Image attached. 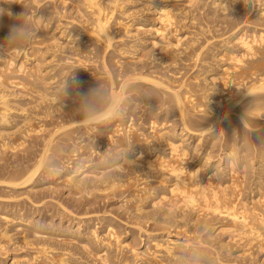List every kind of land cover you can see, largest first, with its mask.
<instances>
[{
  "label": "bare ground",
  "instance_id": "6f19581e",
  "mask_svg": "<svg viewBox=\"0 0 264 264\" xmlns=\"http://www.w3.org/2000/svg\"><path fill=\"white\" fill-rule=\"evenodd\" d=\"M226 1L0 0V151L6 148L20 151L31 133H41L34 137L42 139L35 155H29V164L23 160L27 165H20L21 160L19 163L16 159L20 167L17 164L16 168L15 163L14 170L9 168L8 176L0 175V189H9V193L0 191V204L13 199V206H17L22 194L37 199L35 195L41 187L39 191L36 188L45 180L49 186H44L43 192L63 186L71 198L102 193L110 199L109 195L116 196L120 190L123 198L117 196L121 199L119 205L122 204L119 207L123 210L125 205L130 206L136 213L133 217L139 219L137 222L147 218L149 223V219L155 221L153 225L158 221L170 224L169 227L174 225L173 229L178 230L189 223L195 227L191 231L190 224V229L187 226L190 231L186 229L179 237L177 230L174 234L168 229L157 233L162 225H154L155 229L148 224L149 229L153 228L149 230L143 227L146 223L134 221L139 234L144 236L142 249L140 241L135 240L138 234L132 236L135 241L122 237L121 231L118 232L121 223L117 229L114 222L118 221L114 218L108 221L112 218L109 214L108 223L100 231L92 223L90 212L82 211L85 208L76 212L70 204L61 205L60 198L61 201L55 202L57 210L53 207L52 212V198L44 201L32 198V205L41 211L38 214L58 216L60 220L53 223L49 217V222L33 218L31 205L30 210L24 205L25 211V207L20 210L23 204L19 210L15 208L18 211L3 206L0 264H72V258L78 264L86 262L87 256L80 260L68 247L74 250L79 247V251L91 256L97 264H171L170 261L172 264H264V0L253 2L255 10L251 18L256 28L241 25L242 20H237L245 17V14L239 16L241 6L246 4L243 0H233L230 4ZM199 5L204 6H200L201 11L206 6V10L215 12L210 13L216 15L215 19L220 17L216 19L219 22L221 15L228 16L231 8L237 19L228 16L235 21L230 22V34L224 33L225 30L220 34L211 21L204 24L206 12L202 14L206 16L203 23L196 22L198 26L193 22L197 29L191 23L195 30L183 29L188 27V22L182 24L188 10H193L188 8ZM68 11L71 20L63 22L62 17L66 18ZM53 19L57 26L49 28ZM169 62L170 66L179 64V72L171 71L175 66L169 68L170 74L160 68L167 69L165 64ZM180 65L196 66V72L187 77L182 73L185 66L182 69ZM180 71L186 77L177 74ZM66 96H74L81 102L70 115L64 112L67 117L61 114L63 119L58 122L59 115H51L63 112L61 105ZM137 99L144 102L146 121L143 117V123L149 125L146 131L135 119L136 108L142 102H136ZM27 104L33 106L28 108ZM132 108L136 109L132 110L135 114L123 116L128 118L124 122L122 115ZM19 117H23L21 121L17 120ZM44 117L49 121L55 118L54 127H47ZM260 124L263 126L258 127ZM245 131L257 132V140H250L249 133L246 139L240 136L243 140L239 141L235 133L243 135ZM18 146L21 147L17 149ZM213 147H217V158L212 156L216 154L211 151ZM14 152L7 153L15 157ZM192 152L194 155L201 152L198 164H194L197 161L193 157L195 162L190 163L192 159L189 162ZM2 153V157L7 154ZM56 179L61 180L58 186L52 185ZM23 188L19 193L18 189ZM57 194L53 195L56 200ZM99 194L95 196L97 199L102 196ZM103 198L105 201L104 196L100 202L97 200L100 205L104 204ZM147 202L151 203V207L148 204L151 211L146 209ZM84 206L87 208L89 203ZM110 208H105L111 211L108 213L116 211ZM105 213L100 216L103 220ZM64 218L67 221L62 222ZM24 223L26 227L33 226L30 227L33 238L38 236L42 240L45 235L38 234H49L44 229H51L60 231L58 235L64 239L53 236L47 239V235L42 243L34 242L30 234L22 233V246L30 245L36 251L25 254L32 249L25 245L29 250L16 253L19 240L12 241V228L25 230L20 227ZM18 235L19 232L16 239ZM11 241L18 246L11 247L13 252L7 245ZM58 243L60 246H56ZM258 254L261 257L255 262Z\"/></svg>",
  "mask_w": 264,
  "mask_h": 264
},
{
  "label": "rangeland",
  "instance_id": "374dc122",
  "mask_svg": "<svg viewBox=\"0 0 264 264\" xmlns=\"http://www.w3.org/2000/svg\"><path fill=\"white\" fill-rule=\"evenodd\" d=\"M231 1H233V0H227L225 3L230 4ZM235 1H236V0H234L233 2H235ZM238 1H240V0H238ZM247 1H249V2L247 3ZM241 2H242V0H241ZM253 2H255V0H254V1H253V0H243V3H246V4H245V6H244V5L241 6V8H240L241 10H239L240 15H239V13H237V14H238L239 16H243V14H245V17H244V18H243V17H241L240 19H239V17H238V19L235 18L237 15H236V14L232 15L231 8H229L230 10L228 11V13H229L228 16L231 17V18L233 17L234 20H236V19L239 20V21L242 20V21H241V23H242L241 25H243V24H248V25H250L251 28L255 27L254 25H256V24H254V22H253V20H252L253 18H251L252 15H253L252 13H254V10H255L254 7H253V4H254ZM200 6L204 8V6H202V5H199V6H193V8H192V7H189V8H188V9L191 8V9H193V10H188V12H187L188 15H187L186 21H185V23H182V24H187V22H188L187 26H188V27L191 26V27H190L191 29L188 28V27L183 28V29H188L189 31H191V30H195L194 27H195L196 25L199 26L200 21H201V23H203L205 17L208 15V16L206 17V18L208 19V21H207V19H205L206 21H204V24H205L206 22L211 21V22H213V24H212V25H211V23H209V24H210L211 26H214L215 29H216V26H217V30L219 29V33H220V34H222L223 30H225L224 33L227 32V34H230V30H231V26H230L231 23H230V22H231V21H232V22H235L234 20L229 19L228 16L221 15V17H222L221 19H222V20H221V22H219L220 19H218L219 21H217L216 19H217V18H220V17L217 16V18L215 19L216 15L213 16L214 14H213V15L211 14V13H215V12L210 11V9H209V10H206V9H208L206 6H205L204 11H201V10H200ZM197 7H199V8L196 9V11H195V8H197ZM243 7H244V9H243ZM203 8H202V9H203ZM250 9H251V11H250ZM198 10H199L200 13L198 12ZM205 10H206V11H205ZM242 10H249V11H244V12H243ZM189 11H190V13H189ZM192 11H194V12H196V13H194V12H192ZM207 11H209V12H208L209 14L207 13ZM240 11H242V12H240ZM68 12H69V11H68ZM68 12H66V14H67ZM201 12H202V13H201ZM205 12H206V13H205ZM210 12H211V13H210ZM237 12H238V11H237ZM245 12H246V13H245ZM204 13H205L206 16H205V15H202V14H204ZM68 14H69V15H68ZM68 14H67V17L69 16L68 18H67V17H66V18H65V17H62V18L65 20V21H63V22H66V21H68V20H71V19H69V18H70V12H69ZM196 14L201 15L200 17L198 16V18H200V19L197 18V15H196ZM210 14H211V15H210ZM218 14H219V12H218ZM246 14H247V15H246ZM189 15L191 16V18L193 17V20H195V18H196L197 21H196V20L193 21L192 19H189V18H190ZM194 15H195V18H194ZM209 15H210V17L213 16L214 18L211 17V20H210V19H209V18H210ZM249 15H250V16H249ZM219 16H220V15H219ZM201 17H202V19H201ZM187 19H188V20H187ZM214 19H215L217 22H216ZM243 19H244V20H243ZM247 19H250L251 21L248 20V22H247ZM189 20H190V22H189ZM191 20H192V21H191ZM212 20H213V21H212ZM249 21H250L251 23H250ZM193 22H195V23L198 22L199 24L196 23V25H194ZM244 22H245V23H244ZM56 23H57L56 21H55V23H54V19H53L52 22L50 23L51 26H49V28L55 26ZM190 23L193 24L194 27H193L192 25H190ZM217 23H219L220 25L217 24ZM252 23H253V24H252ZM53 24H54V25H53ZM214 24H215V25H214ZM218 25L220 26V28H218ZM56 26H57V24H56ZM252 26H253V27H252ZM192 27H193V29H192ZM259 27H260V26H259ZM54 28H55V27H54ZM65 28H66V27H65ZM197 28H198V27L196 26V29H197ZM212 28H213V27H212ZM223 28H224V29H223ZM255 28H256V27H255ZM213 29H214V28H213ZM59 31H60V29H57V33H60ZM196 31H197V30H196ZM64 40H65V39H64ZM237 48H238V47H237ZM181 56H182V55H181ZM169 63H170V62H169ZM169 63H166V64H165L166 66H168L167 69H166V68H163L162 66H161L160 68H161L162 70L165 69V71L167 70V72H168L170 69H175V67H176L177 70H176V69H175V70H171L172 72H173V71H176V72H177L178 70L181 69V67H179V64H178V65H175V64H174V66H175V67H174L173 65L170 66L171 63H170V64H169ZM189 63H192V62H189ZM165 65H164V66H165ZM166 66H165V67H166ZM177 66H178L179 69L177 68ZM180 66H183V65H180ZM184 66H185V65H184ZM184 66L182 67V69L184 68ZM173 67H174V68H173ZM169 68H170V69H169ZM185 68H188V69H186L187 72L185 71ZM185 68H184V70H183L184 72L180 71V73H177V74H180V76L182 75L181 77H183V74H181V72H182V73H185V75H187V77H189L190 74L192 75L194 72H196V66L193 67V68L190 67V66H189V67H188V66H185ZM158 69H159V68H158ZM189 69H190L191 71H190ZM159 70H160V69H159ZM162 70H161V71H162ZM171 71H169V72L171 73ZM193 71H194V72H193ZM163 72H164V71H163ZM169 72H168V73H169ZM178 72H179V71H178ZM170 73H169V74H170ZM186 73H188V74H186ZM176 76H177V75H176ZM180 76H178V77H180ZM184 77H186V76H184ZM184 77H183V78H184ZM225 91H226V90H225ZM66 97H67V96H66ZM66 97H65V99H66L67 101L64 99V103L61 105V106H62L61 108L64 109V110L67 109L68 111H66V110L64 111V110H63V112H60V113L57 112V113H54V114L52 113V115H51V116L55 115V117H56V114L59 115V117H57V118H59V119H57L58 122H60V121L63 119V116H64V117H67V116L65 115L66 112H67V114L69 113L68 115H70V114L72 113V111H74V110L78 107V105L80 104V102H81V100H80V101H79L78 99L76 100V98H75L74 96H72V97H67V98H66ZM70 98H71V100H73V101H71ZM24 99H27V97H25ZM69 100H70V102H69ZM140 100H141V99H137L136 102L138 101V103H139ZM77 101H79V102L77 103ZM141 101H142V102H141ZM141 101H140L141 103L139 104V108L137 107V104H136V102H135V104H136L135 106L137 107V108H136L137 110L134 109L135 107L132 108V109H130L131 111L129 110L128 113H124V115H122V119H123L125 116L127 117L129 113H131V114L134 113L135 110H136L137 113H136V114L134 113L135 116H136L135 119L137 118L136 121L139 122L138 124H142V125H141V126H142V129L146 131V130H148L149 125L145 124V122L143 123V117H144V121H146V120H145L146 117H145V115H143V114L145 113V111L143 110L144 108H142V106L144 105V102H143V100H141ZM73 102H74V103H73ZM75 102L77 103L76 105H75ZM35 104H36V103H35ZM44 104H45V103H44ZM44 104L41 103V106H44ZM65 104H66V105H65ZM71 104H72V105H71ZM26 106H28V108H29V107H32L33 105L30 106V104H29V105L27 104ZM63 106L66 107V108H64ZM76 106H77V107H76ZM67 107H68V108H71L72 110H71V109H68ZM73 107H74V108H73ZM133 109H134V112L132 111ZM70 110H71V111H70ZM61 111H62V110H61ZM139 111H140V113H139ZM143 111H144V112H143ZM64 112H65V114H64ZM138 113H139V115H137ZM61 114H63V116H62ZM140 115H141V116H140ZM123 116H124V117H123ZM132 116H133V115H132ZM61 117H62V118H61ZM133 117H134V116H133ZM22 118H23V117H19V118H17V120H18V121H21ZM44 118H45V119H42V120H43L44 122L46 121V123L48 122V124H46L47 127H50V128H51V127H54V125H55V123H56V122H55V121H56L55 118H54L55 121H54L53 118H51V119H50L51 121H49L48 118H50V115H48V118H47V117H44ZM60 118H61V119H60ZM172 118H173V117H172ZM19 119H20V120H19ZM52 119H53V120H52ZM125 119L127 120L128 118H124V119H123L124 122L126 121ZM54 122H55V123H54ZM50 123H52V125H51ZM256 123H260V120H256ZM141 126H139V127H141ZM147 126H148V127H147ZM261 126H263V125L260 124L258 127H261ZM149 131H150V129H149ZM42 133H44V132H42ZM234 133H235V132H234ZM246 133H247V134H246ZM249 133H251V132H250V131H249V132H248V131H247V132L245 131V132L243 133V135L245 134L244 137H243V135H242L241 132H240V133L237 132V133H235V134H236L238 140H239V141H242L243 139H241V138H239V137L241 136L242 138H245L246 135H247V136L249 135ZM31 134H32V135H31L30 137H28V140H27L26 143H27V145H28V144H30V142H31V143L33 142L32 145H34V146L32 147V145H31L30 147H28V146L26 145L27 147L24 146V147H26V149H25L23 146H22V147H23L24 149H23L21 146L16 147L17 149L21 147V149H23V150L20 149V151H22V153H20L19 150L16 151L15 149H13L15 152H17V153L14 152L15 157L12 156L13 154L11 155V156H12V157H11V156L9 155L10 152L7 153L9 150H11L12 153H13V150H12L11 148H8V149H7V148H6V149H2L4 152H3V151H0L1 153L3 152V153H2L3 155H5V154L7 153L5 156H3V157H5V158H3L2 155L0 154V156H1L0 160L3 161V162H0V166H3V165H5V166H6V165H9V166H7L8 168L4 166L8 171L5 170V169H3L4 167H0V169L3 170V172L1 171V173H0L1 176H8V173H10V170H11V171L14 170L17 164H18L17 166L20 167V165H27V164H29L28 161L31 162V157H33V156L35 155V149L38 150V148H39V146H40V143H41V140H42V139H40V138H38V140H37V138L34 137V135H36V137L41 136V133H40V134H39V133H35L34 135H33V133H31ZM37 134H38V135H37ZM256 134L258 135L257 132H252L251 135H249L248 137L250 138V140H252V138H253V140L255 141V139L257 140V138H256L257 135H256ZM253 135H255V137H254ZM32 136H33V137H32ZM250 136H251V137H250ZM252 136H253V137H252ZM32 138H34V141H32V140H33ZM246 138H247V137H246ZM246 138H245V139H246ZM254 138H255V139H254ZM29 139H30V140H29ZM31 139H32V140H31ZM35 139H36V140H35ZM253 140H252V141H253ZM39 141H40V142H39ZM254 141H253V142H254ZM34 143H37V146H36V144H34ZM38 143H39V144H38ZM101 146H102V144H101ZM214 148H215L216 150H215ZM30 149H32V150L34 149V150H33L34 153L32 152V150H31V152H29ZM5 150H6V151L8 150V151L6 152ZM25 150H26V151H25ZM213 150L216 152V154H214L215 152L212 153ZM211 151H212L211 154H214V155H212V156H215V155H216L215 157L217 158V157H218L217 147H213V148L211 149ZM23 152H24V154L26 153L25 156H24ZM4 153H5V154H4ZM197 153H198V152H197ZM197 153L195 152L196 155H194L193 152L190 154L189 162H190V160L192 159V162H190V163L193 164V162L197 161V162H195L194 164H198V162H200L199 154H200L201 152H199L198 154H197ZM10 154H11V153H10ZM19 154H21V155H19ZM31 154H33V155L31 156ZM192 154H193L194 156H191ZM29 155H30L31 157H29ZM9 156H10V157H9ZM16 156H18V157L21 156V157L18 158V157H16ZM197 156H198V157H197ZM6 157H7V159L9 158V159H10L11 161H13V162H11L9 159H8L9 161L6 160ZM13 157H14V158H13ZM22 157H23V158L25 157V158L23 159ZM28 157H29L30 160H28ZM191 157H193V158L195 159V161H193L194 159L191 158ZM2 158L5 159V160H3ZM21 158H22V159H21ZM213 158H214V157H213ZM216 158H214V159H216ZM16 159H17V160H16ZM15 160L18 161L19 163H20V160H21L20 165H19V163L15 162ZM23 160H24V162H27V164H25L24 162H22ZM25 160H26V161H25ZM5 161H7L8 164H7V162H5ZM9 162H11V163H13V164L11 165V163L9 164ZM1 163H2V164H1ZM3 163H4V164H3ZM15 163H16V164H15ZM14 164H15V167L12 169V167L14 166ZM23 167H24V166H22V168H23ZM203 167H204V165H203ZM9 168H10V170H9ZM16 168H17V167H16ZM202 169H203V168H202ZM205 169H206V167H205ZM4 171H7V172H5V174L7 173L6 175H4ZM141 176H142V175H141ZM56 181H58V180H57V179H56L55 181L53 180V181H52V185H54V183H55V185L57 184V186H58V185L61 183V180H60V179H59L60 182L58 181L59 183L56 182ZM40 184H41L42 186H41ZM40 184H39L38 187L36 188V189H38V191H39V188H40V187H41L40 190L42 191L43 188H44V186H46V188H47V186H49V183H47V181H45V180H44L43 182H41ZM55 187H56V186H55ZM46 188H45L44 190H46ZM58 188H59V189H57V187H56V189L53 188V189L51 190V192H49V193H47V191H48L49 189H47V191H44V192L42 191V193H41V191H40V193L43 195V197H42V195L39 196V194H40L39 192H38V195H37L36 193H34V195L36 194L35 196L38 197L37 199H35V197H31V198H30L31 195L28 196V195H25V194L23 195V194H22V195L20 196L21 198H19V205H17L18 203L15 202V204H16L17 206H15V205L13 206V204H14L13 202H14L15 200H13V199H6L4 203L0 204V211H1V208H3V206H4V207H5V206H8V207L10 206L9 208H11V207L13 208V207H14V210H13V211H18L19 208L21 207V205L23 204V205H22V208H20V210H21V211H23V210L25 211L26 207H27V208L29 207L27 210H30V209L32 208V209L30 210V212H33V218H34V217H35V218H41L42 220H46V219H47L48 222H49V218H50V221L53 219L52 222H53V223H56L57 219H58V221L60 220L59 218H57L58 216H55V217L51 218L50 216H47V217H46L45 215L42 216V213H41V214H38V213H40L41 211H39L35 205H32L33 203H32L31 201H32V198H33L35 201L39 200L40 198H41V201H44V200H50V199L52 198L51 200H53L54 203L50 204V208H51L52 210H53L54 208L57 210V207L55 206V202L58 201V200L61 201V200L63 199V201H62L63 204H61V205H64V204H65L64 206H67V205L70 204V207H71V206L73 207V209H72V208H70V209H72V210H74V211L76 210V212L81 211V208H83V209L85 208V209L82 210V211L87 210L88 212H90V213H89V216H90V217H93V221H92V223L95 222V225L98 226V229H99L100 231H102V230L104 229V226H106V223H108V221H111V220H113V218H114V220H117V221H118V223H116V221L114 222V223L116 224V228H117V229L119 228V226H120L119 222H120V223H121L120 229H122V228L124 229V231H123V229H122V230L118 229L119 231L117 230L119 233H120V231H121L122 237L126 238L127 240L129 239L128 241H135V240H137V241H136L137 243H138V241H140V242H139V246H142V249L144 248V247H143V244H142V243L144 242V241H143V240H144V238H143L144 236H142L141 234H139L138 229H137V227H136L137 225H135V223L137 222L136 219H138V218H137V216H135V218L133 217L134 214L136 215V213H134V210H133V209L131 210V208H129L130 206H129V207H126V205H125V206L123 205L124 207H126V208L123 207V210H127V211H125V212L128 214V215H127V214H126L125 212H123V210L119 207V206H122V204H121V205H119V204L121 203V199L123 198V196L120 194V193H122L120 190H118V191L116 192V196L113 195V194H111V195L108 196V197H110L111 200H110V199H107V196H106V195H104V194L102 195V193H100V194L97 193V194H99V195H102V196L106 197L105 201H104V198H103V202H104V204L101 203V205L103 204L104 206L102 205V206H103V207H102V206L99 204L100 200L102 199V196H101V197L99 196L100 198L98 197L100 200L97 199V197H95V196H98V195H97L95 192H94V193H95V196H94V197H88V196L81 195V194H78V195L75 196V197L72 195L73 198H76V200H75V199H73V198L70 197L71 194H70V196H68L69 193H68V195H67V192H68V191H67V189H66L65 187H64L65 189H62L63 186H62V187H59V186H58ZM1 189H2V188H1ZM1 189H0V191H1L2 193H4V192H6L7 190H9V189H7V190L5 191V189H2V190H1ZM20 190H21V192H22V191L25 190V188H23V189H18L19 193H20ZM26 190H27V189H26ZM55 190H57L58 192L61 191V190H62V191L64 190L63 192H60V193H62L63 195L65 194V199L63 198V195H62V194H59V193L57 194V191H55ZM3 191H4V192H3ZM18 191L16 190L15 192H18ZM53 191H55V192H53ZM7 192L9 193V191H7ZM52 192L55 193V194H52ZM94 193H93V195H94ZM117 193H118L119 195H117ZM26 194H27V193H26ZM56 194L58 195V196H57V198H58L57 200H56V197L54 198V196H53V195L56 196ZM45 195H46V196H49V197H45V198H48V199H45V198H44ZM60 195H61V196H60ZM93 195H92V196H93ZM120 195H121V196H120ZM124 195H125V194H124ZM32 196H33V194H32ZM66 196H67V197H66ZM114 196H115V199H114ZM117 196H120L121 199H120V197H117ZM78 197H79V198H78ZM81 197H83V198H81ZM116 197H117V198H116ZM22 198H23V199H22ZM42 198H44V199L42 200ZM60 198H62V199H60ZM66 198H67V199H66ZM80 198H81V200H80ZM85 198H86V199H85ZM112 198H113V200H112ZM21 199H22L23 201H22ZM24 199H25L26 201H28V202H27L28 204L26 203V201H24ZM69 199H70V200L72 199V201H70ZM119 199H120V200H119ZM20 200H21V201H20ZM34 200H33V201H34ZM68 200H69V203H68ZM73 200H75V201H78V200H79L81 203L78 201V204H77V206H76V205H74V204H76L77 202L74 203L75 201H73ZM87 200H88V201H87ZM97 200H98L99 202H98ZM39 201H40V200H39ZM53 201H51V202H53ZM66 201H67V202H66ZM82 201H83V203H82ZM85 201H87V202L89 203V206H87V208L89 207L91 210H90V209H87L86 206H84V205H87V204H88V203H86ZM106 201H107V202H106ZM20 202H21V203H20ZM62 202H61V203H62ZM84 202H85L86 204H85ZM97 202H98V203H97ZM101 202H102V201H101ZM117 202H118V203H117ZM8 203H10V204H8ZM25 203H26L27 205H26ZM72 203H73V204H72ZM107 203H108V204H107ZM110 203H111V204H110ZM114 203H115V204H114ZM3 204H5V205H3ZM79 204H80V206H78ZM83 204H84V205H83ZM148 204H149V206L151 207V205H150L151 203H150V202H147L146 205H145V206H146V209H148L147 211H149V210L151 211V208L148 206ZM24 205H25L26 207H25ZM29 205H31L32 207L29 206ZM97 205H98L99 208L97 207ZM109 205H110V206H109ZM128 205H129V204H128ZM33 206H34V207H33ZM75 206H76V207H75ZM108 206H109V207H108ZM111 206H113L114 209H113ZM116 206L119 208V209H118L119 211H118L117 209H115V208H117ZM8 207H7V208H8ZM18 207H19V208H18ZM24 207H25V208H24ZM30 207H31V208H30ZM53 207H54V208H53ZM78 207H80V208H78ZM110 207H111L112 209H111ZM147 207H148V208H147ZM15 208H17L18 210H17V209L15 210ZM23 208H24V209H23ZM34 208H36V210H35ZM74 208H75V209H74ZM76 208H78V210H77ZM105 208H107V209L110 208L112 211L116 210V211H118V212H117V214H116V211H114L115 214H114V212H113V213H108V212H111V211H110V210L107 211ZM22 209H23V210H22ZM98 209H99V210L101 209V210L99 211ZM120 209H121V211H122L121 214H119V213H120ZM33 210H35L36 212L33 211ZM56 210H55V211H56ZM129 210H130L131 212H130ZM152 210H153V209H152ZM98 211H99V212H98ZM101 211H102V212H101ZM105 211H106V213H107V214L105 213L107 216L105 215V216H106V217H105L106 220H105V219L103 220V219L100 218V216H104V212H105ZM132 211H133V212H132ZM34 212H35V213H34ZM52 212H54V210H53ZM124 213H125V214H124ZM132 213H133V214H132ZM96 214H97V215H96ZM108 214H109V216L112 217V218H110V217L108 216ZM131 214H132V217H130ZM38 215H39V216H38ZM40 215H41V216H40ZM126 215H127L128 218L125 217ZM42 217H43V218H42ZM48 217H49V218H48ZM98 217H99L101 220H100ZM124 217H125V219H127V220H124ZM129 217H130V218H129ZM158 217H160V216H158ZM97 218H98V219H97ZM109 218H110V220H108ZM132 218H133L132 221H133V222L136 221V222H134V223L132 222V223H131L130 221H131ZM65 219H66V218L62 219V222L67 221V220H65ZM121 219H123V221H122ZM134 219H135V220H134ZM145 219H146V221H145ZM145 219L143 220V218H141L140 221H138L137 223H140L141 225H145V224H143V222H144V223H146V225L143 226V227L149 229V227H150V225L152 224V222L154 223L155 221H153L152 219H149V220H150V223H149L148 220H147V218H145ZM99 220H100L101 222H100ZM107 220H108V221H107ZM129 220H130V221H129ZM138 220H139V219H138ZM209 220H210V219H209ZM211 220H213V219L211 218ZM215 220H217V219H215ZM215 220H214V221H215ZM58 221H57V222H58ZM121 221H122V222H121ZM214 221H211V222H214ZM52 222H50V223H52ZM96 222H97V223H96ZM98 222H99V223H98ZM103 222H104L105 225H103ZM127 222H128V223H127ZM141 222H142V223H141ZM157 222H158V221H157ZM157 222H156L154 225H156V226H160V227H161V225H162V227H161L162 230H161V229L158 230V228L152 224V225H153V228H155V227L157 228V231H155V232H157V233H165V232H167L168 230H169V231L172 230L171 232H173L172 234H174V233H176V231L174 232V230H177L176 235L179 236V234H180L181 232H183V233H181V235L185 233V231H186V229H187V226H188L189 229H190V227H191V229H190L191 231H193V230L195 229V227H194V229H193L192 226H194V225L191 224V223H189V225H187V226H185V227H180V228H179L180 230H178V229L175 228V227H174L175 229H173V226H174V225L169 227L170 224L167 226V224H165V223H163V222H158V223H157ZM100 223H102V224H100ZM159 223H160V225H159ZM161 223H162V224H161ZM132 224H133V225H132ZM148 224H150V225H148ZM190 224H191V226H190ZM101 225H102V227H101ZM124 225H125V226H124ZM134 225H135V227H134ZM152 225H151V226H152ZM201 225L203 226L202 223H201V224L199 223V226H200V227H201ZM26 226H27V225H25V223H24V226L21 225L20 227H22V228L25 229V230H22L21 228H19L21 231H18L19 229L15 230V231H18V232H19L18 239H16V238H17V234H18V232H17V234L15 235V233H16V232L14 231L15 228H14V229L12 228V231L14 232V233L12 232V233H13V234H12V235H13V236H12V238H13L12 241L15 242V241L19 240V242L17 241V244H18L19 247L17 246V244H15V245L18 247L17 250L15 249L16 251L14 250V252H16V253H24V251H25L27 248L30 247V245H27V244H24V246H25V245L28 246L27 248H25L24 246H22V245H23V242H22L23 239H22V237L24 236V234H25V235H26V234H27V235L30 234V238H31V237H32L31 235H32V233H33V232H32L33 226H29V227H26ZM123 226H124V227H123ZM130 226H131V229H132V228H133V229L136 228V229L131 230V229L129 228V230H130L131 232H128L129 230L126 231V228H128V227H130ZM165 226H166V229L163 230V228H165ZM189 226H190V227H189ZM24 227H25V228H24ZM30 227H31L32 229H31ZM49 227H50V226H49ZM100 227H101V228H100ZM160 227H159V228H160ZM168 227H169V228H168ZM203 227H204V226H203ZM28 228L31 229V231L29 230V232H28ZM153 228L151 227L149 230H153ZM156 228H155V229H156ZM181 228H183V231H181ZM26 229H27V230H26ZM155 229H154V230H155ZM167 229H168V230H167ZM189 229H187V232H188ZM136 230H137V231H136ZM190 230H189V231H190ZM44 231L50 232V233H49L50 235H49L48 233L38 234V235H39V236L41 235V237H42V235H45V237L43 236L44 238H46V236L48 235L47 239H48L50 236H53V238H54V237H55V238H56V237H59L60 239L57 238L58 240H62V239H64L63 236L60 237V236L58 235V234L60 233V231H58L57 233H56V230H51V229H47V230L44 229ZM132 231H135V232H132ZM179 231H180V232H179ZM27 232H28V233H27ZM124 232H125V234H124ZM22 233H23V236H21ZM190 233H191V232H189L188 234H189V235H194L193 232H192V234H190ZM121 234H120V235H121ZM135 234H138V235L136 236ZM19 236H20V237H19ZM125 236H126V237H125ZM132 236H133V238H135V236H136L137 239L135 238V240H134V239L132 238ZM182 236H183V235H182ZM182 236H179V237H182ZM37 237H38V236H36V237H34V238L32 237L31 240L33 239L32 241H34V242L41 241V243H42V241L44 240L43 237L41 238L42 240H40V237H38L39 239L37 240ZM19 238H20L21 240H20ZM35 238H36V240H35ZM51 239H52V238H51ZM131 239H132V240H131ZM138 239H139V240H138ZM142 239H143V240H142ZM53 240L55 241V239H53ZM53 240H48V242H49V241H53ZM12 241H11V242H12ZM20 241H21V244H20ZM54 241H53V242H54ZM11 242H8V243H10L11 245H10V244H7V245L9 246L8 249H10L11 247L14 249L13 246H15V245L13 244V242H12V243H11ZM56 242H57V241H56ZM15 243H16V242H15ZM58 244H59V243H58ZM58 244H57L56 246H60V244H59V245H58ZM20 245H21L22 247H24V249H23ZM62 245H63V243H62ZM65 246H66V245H65ZM33 247H35V245H34ZM72 247H75V246H72ZM12 248H11V249H12ZM19 248H21V250H20ZM30 248H32V247H30ZM30 248H29V249H30ZM13 249L10 250V252H11V251L13 252ZM29 249H27V250H29ZM33 249H34V250H33ZM68 249H69V251H71V253H75V252H76V255L74 254V257H75V256H78V258H80V260H82L81 258H83L84 256H87V257L84 258V259H86V260H85L86 262L82 261V262H84V264H86V263H87V264H92V263L94 262V259H93L91 256L85 255V254H86L85 252L79 251V250H80L79 247H78V248L75 247V250H78V253H77V251L74 250V248H70V247H68ZM71 249H73V250H71ZM22 251H23V252H22ZM30 251H31V252H30ZM30 251H29V252L25 251V254H28V253H29V254H32V253H33L32 251H36V248H32ZM73 251H74V252H73ZM26 252H27V253H26ZM81 252H82V255H81V257H80ZM79 253H80V254H79ZM77 254H79V255H77ZM83 254H84V255H83ZM258 255H259V256H258ZM258 255H255V257H254V258H255V259H254L255 262H257V261L260 259V257H261V256H260L261 254H258ZM257 256H258V258H257ZM88 257H89V258H88ZM90 257H91V259H90ZM92 259H93V262H91ZM70 260L73 261V262L70 261V263H72V264H74V263H75V264L80 263V262H78V261H75V259H73V258L70 259ZM87 260H88L90 263L87 262ZM247 260H248V258H247L244 262H245V263L248 262ZM254 260H253V261H254ZM76 262H77V263H76ZM82 262H81V263H82ZM95 262H96V261H95ZM95 262H94V263H95ZM170 263L172 264L171 261H170ZM173 263H174V261H173ZM242 263H243V262H242ZM82 264H83V263H82ZM95 264H97V262H96ZM194 264H196V263H194ZM197 264H198V263H197Z\"/></svg>",
  "mask_w": 264,
  "mask_h": 264
},
{
  "label": "clouds",
  "instance_id": "9594fccd",
  "mask_svg": "<svg viewBox=\"0 0 264 264\" xmlns=\"http://www.w3.org/2000/svg\"><path fill=\"white\" fill-rule=\"evenodd\" d=\"M19 34V33H18Z\"/></svg>",
  "mask_w": 264,
  "mask_h": 264
}]
</instances>
